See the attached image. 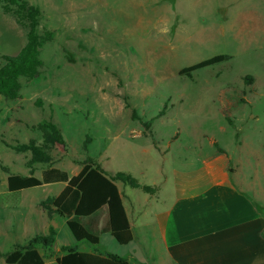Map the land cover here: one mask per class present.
<instances>
[{
    "label": "rangeland",
    "instance_id": "obj_1",
    "mask_svg": "<svg viewBox=\"0 0 264 264\" xmlns=\"http://www.w3.org/2000/svg\"><path fill=\"white\" fill-rule=\"evenodd\" d=\"M28 1L41 9V27L52 30L54 38L43 49L39 77L22 80L21 98L0 95L1 250L18 238L19 223L14 231L9 228L18 220L24 195L44 208L42 202L63 187L9 192L11 174L41 177L54 166L74 175L92 157L110 174L123 172L143 185L160 186L168 197L177 174L217 158L235 169L255 164L260 154L264 161V0ZM26 40L27 30L0 8V56L17 55ZM221 54L231 59L191 76L179 74ZM166 103V114L152 123V136L144 135L142 122L156 117ZM134 110L140 120L133 118ZM50 120L66 146L57 145L52 161L36 164L32 172L31 152L14 147L42 143L38 126ZM260 169L264 174V164ZM44 210L50 217L51 208ZM66 234L71 236L67 228L62 243ZM111 243L123 252L139 247L127 248L106 234L100 249Z\"/></svg>",
    "mask_w": 264,
    "mask_h": 264
},
{
    "label": "crops",
    "instance_id": "obj_2",
    "mask_svg": "<svg viewBox=\"0 0 264 264\" xmlns=\"http://www.w3.org/2000/svg\"><path fill=\"white\" fill-rule=\"evenodd\" d=\"M217 161L189 174H177L170 182L168 197L161 194L162 188L157 185L154 187L156 190L158 187L159 193L141 196L138 189L129 190L127 185L118 183L134 235L131 243L122 246H139L127 252L114 243L110 249H100L103 236L110 233H103L98 245L77 241L72 234H66L67 240L62 243L63 229H68L66 220L54 208L49 217L39 206L41 201L24 195L15 213L18 220L13 219L9 228L14 231L19 223L18 238L7 251L0 249V264H7L4 255L16 245H26L38 234H47L49 228L55 229L56 237L50 250L39 248L42 255L50 253L44 255L45 264H58L64 248L102 255L112 253L127 259L129 264H264L262 156L255 158V164L248 161L238 169ZM54 184L57 183L48 186ZM62 184L57 195L65 188ZM7 216L10 217L9 213H5ZM105 222L106 212L102 211L99 227Z\"/></svg>",
    "mask_w": 264,
    "mask_h": 264
},
{
    "label": "trees",
    "instance_id": "obj_3",
    "mask_svg": "<svg viewBox=\"0 0 264 264\" xmlns=\"http://www.w3.org/2000/svg\"><path fill=\"white\" fill-rule=\"evenodd\" d=\"M0 8L6 15L12 16L16 22L27 30V40L17 55H3L0 59V95L10 101L21 98L22 80L31 82L37 79L44 66L42 52L46 44L54 38L52 30L42 28V11L28 0H0ZM231 56L216 55L200 61L179 71L180 75L191 76L193 72L226 62ZM251 81L252 77L247 76ZM129 107V106H127ZM168 103L158 115L149 121L142 122L146 131L144 135L152 136L151 126L155 119L166 114ZM226 119L231 123L228 115ZM133 118L140 120L133 111ZM42 131V143L31 140L27 144H20L14 148L20 152L30 151L32 158L28 163L31 171L36 164H47L52 161L51 151L57 146H66V140L59 126L52 120L39 124ZM90 137L84 142L85 151L88 149ZM218 152L225 151L214 142ZM123 183L135 189H142L145 193L153 194L156 188L142 185L132 175L117 172L110 174L106 168L88 157L80 172L70 175L68 171L50 166L41 172V177L33 175L11 174L7 178L9 192L41 187L53 183H64L65 188L57 196L42 202L45 209L54 208L55 212L66 220V225L77 241H86L92 245L100 243L103 233H110L120 244L128 245L134 240L130 219L124 205L118 183ZM106 212V222L99 227V215ZM56 231L49 229L48 234H38L31 238L26 245H16L14 249L4 255L7 264H45V254L39 248L50 250L55 242ZM58 264H129V261L118 255H106L79 252L75 248H64V255L57 260Z\"/></svg>",
    "mask_w": 264,
    "mask_h": 264
}]
</instances>
